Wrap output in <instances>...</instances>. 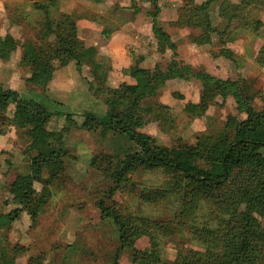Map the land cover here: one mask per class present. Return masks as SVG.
Wrapping results in <instances>:
<instances>
[{
	"label": "rangeland",
	"instance_id": "rangeland-1",
	"mask_svg": "<svg viewBox=\"0 0 264 264\" xmlns=\"http://www.w3.org/2000/svg\"><path fill=\"white\" fill-rule=\"evenodd\" d=\"M33 1L35 0H12L4 6V12L0 10V33L11 35L10 32H14L17 37L15 50L18 51L17 56L11 58L9 53L2 59L7 62L6 68L15 71L13 73L16 82L11 83L12 86L2 84L11 78V71H0V88H16L19 98L39 101L47 106L54 114L46 124L49 131L61 130L68 124L66 113H71L73 122L70 121L72 126L62 138L66 154L63 173L47 186L37 182L33 184L30 200L18 219L11 221L7 217L0 218V256L6 252L13 256H22L21 258L27 261L29 258H38L40 264H110L119 246L118 231L111 218L101 216L97 201L106 194L112 170L115 171L120 166L122 158L116 152L107 160L96 162L94 165L107 170L108 180L90 166L93 156L107 151L109 153V150L97 133H90L81 128L84 120L82 113L91 112L99 119H105L108 115V105L104 102L107 94L118 88L131 93L136 85L146 81L149 83L153 66L158 63L165 68L169 59L176 61L180 77L168 80L155 97L142 102L144 107L160 103L170 108L172 122H150L139 130L154 139L157 145L195 147L206 136H215L222 131L228 116H235L238 120L245 118V115L239 112L232 96L222 98L218 94L212 97L206 110L201 113L198 105L202 86L199 79L187 75V66L193 73L203 71L220 80L249 83L252 106L261 111L264 107L261 101L264 97V0L250 2L246 10L242 11L244 20L250 22L247 27L241 26L242 20H234L229 28V36L221 38L216 34L204 36L198 29L175 25L178 9L188 0H154L155 5L146 0L101 1L99 6L105 11L115 8V13L122 20H131L136 25L139 23L142 26V34L149 33V16L154 13L155 7H159L155 19L157 18L159 27L168 34L175 48L168 46L163 53L158 52L157 40L152 34V39L148 42L144 35L140 37L141 45L130 41L122 43V54L118 55L122 68L117 66L116 69L119 70L115 71L108 54L100 49V39L105 42L106 36L99 33V43L94 47L96 50L92 51V48L86 47L94 54L93 59L99 63L100 70H95L89 61L81 65L70 62L61 67L58 61L54 60V67L58 64L59 68L54 69L45 88L27 83L28 70L18 66L21 45L28 40H34L39 30L36 23L42 16L33 9ZM57 1L59 8L61 0ZM120 1L129 6H126L128 10L132 8L140 14L135 16L136 13L122 10L124 6H121ZM191 1L195 6L204 2ZM63 2L62 5L70 6L71 0ZM161 8L163 9L160 10ZM12 15H15V28L11 26ZM210 17L214 26L224 30L226 19L220 16L217 4L213 6ZM254 20L259 24L252 23ZM115 22L119 23L118 20ZM134 31L132 25L126 28L127 34L131 35ZM132 35L135 37V33ZM94 36L95 33L89 35L91 40L97 41ZM49 43L53 45L54 39L51 38ZM143 55L146 63L140 58ZM138 60L143 63L141 69L145 72L136 71L134 77L137 84H130L127 80L131 76L128 70L130 65H138ZM11 110V105H8L1 120L3 131L0 135L3 137L0 142L4 148L0 150V215L17 207V204L11 201L9 185L18 175L25 172L28 165V139L24 136V129H16L9 124ZM52 147L60 150L57 142H52ZM45 175L47 176L46 172ZM135 181L138 185L132 192L110 190L108 198H105L106 204L112 205L113 201L115 207L124 214L149 217L166 223L170 216L163 217L160 213L167 208L162 205H147L138 198L141 186L158 187L162 185L163 176L159 173H140ZM34 206L37 214L32 210ZM240 209L243 211L244 206ZM206 210L207 205L200 203L199 211L203 213ZM255 216L264 229V212L256 213ZM153 224L148 227V235L141 236L135 242V248L140 253L154 248V251H160L164 260L175 263L182 257H190L195 252L203 251L186 227L174 237H166L165 233ZM14 246H22L25 252L18 253L13 250ZM146 255H137L133 261L128 253L123 252L119 263L158 264ZM238 264H264V242L259 243L252 260Z\"/></svg>",
	"mask_w": 264,
	"mask_h": 264
},
{
	"label": "trees",
	"instance_id": "trees-1",
	"mask_svg": "<svg viewBox=\"0 0 264 264\" xmlns=\"http://www.w3.org/2000/svg\"><path fill=\"white\" fill-rule=\"evenodd\" d=\"M146 1L156 4L154 0ZM254 1L239 0L233 3L231 0H204L201 5L195 6L188 0L178 9L175 25L198 29L204 36L216 34L220 38L228 37L232 21L242 20L241 26L249 25L242 11ZM215 4L220 16L226 19L224 30L212 24L210 13ZM32 7L42 17L36 23L39 30L35 39L21 45L18 66L28 70L27 83L45 88L53 74L54 60L61 67L70 62L81 65L89 61L95 70H100L99 63L93 59L94 54L78 37L72 17L59 11L57 0H35ZM158 10L159 7H155L151 14V30L157 40L158 52L163 53L168 46L174 49L175 45L155 19ZM252 23L259 24L256 20ZM51 38L54 39L53 45L49 43ZM16 47L17 42L11 35L0 36L1 59H5ZM129 68L133 76L138 66L135 64ZM187 75L199 79L201 83L198 105L201 113L206 110L212 97L218 94L222 98L232 96L245 118L238 120L235 116H228L222 131L215 136H206L195 147L159 146L150 136L140 132L150 122H172L168 106L155 103L151 107H144L142 102L155 97L168 80L180 77L174 59H169L165 68L155 64L149 75V83L136 85L131 93L118 88L107 94L104 102L108 105V115L105 119H99L91 112L82 113L84 120L81 128L97 133L109 150V153L93 156L90 166L108 180L107 170L94 165L116 152L122 158L120 166L112 170L106 194L97 201L101 216L111 218L118 231L119 246L110 264H120L123 252L128 253L133 261L137 255L147 254L158 264H238L252 260L259 243L264 242V229L255 216L264 212V107L259 111L252 106L250 85L245 81L220 80L203 71L193 73L188 66ZM261 101L264 106V97ZM8 105L12 108L9 124L16 129H24V136L28 139L26 170L9 185L11 201L17 207L0 215V218L7 217L14 221L29 202L35 182L47 186L63 173L66 154L62 138L73 121L71 113H66L68 124L61 130L49 131L46 124L54 114L47 106L32 99H21L15 90L0 88V134L3 131L1 120ZM52 142H57L60 150L53 148ZM44 172L47 176H44ZM140 173H159L163 176L162 185L158 187L141 186L138 198L147 205L167 208V211L160 213L163 217L170 216L166 223L124 214L113 201H110L112 205L106 204L105 198H108L110 190L134 191L138 185L135 178ZM200 203L207 205L206 212L199 211ZM241 206H244L243 211ZM32 210L35 213V206ZM151 223L166 237H174L186 227L203 251L182 257L175 263L164 260L160 251H154V248L140 253L135 248V242L141 236L148 235ZM13 250L25 252L22 246H14ZM27 264L40 262L38 258H29Z\"/></svg>",
	"mask_w": 264,
	"mask_h": 264
},
{
	"label": "crops",
	"instance_id": "crops-1",
	"mask_svg": "<svg viewBox=\"0 0 264 264\" xmlns=\"http://www.w3.org/2000/svg\"><path fill=\"white\" fill-rule=\"evenodd\" d=\"M101 1L104 0H71L70 6H67L66 4L62 5L63 0H61V4L59 5V11L64 12L66 14H69L76 26L77 29V35L78 37L84 42V44L86 46H89L90 48H92L91 50L93 51V49H95L94 47H96V45H98L99 43V33H104L105 34V42H103L100 39V42L102 43V46L100 49H102L104 52H106L108 54V57L111 60L112 66H115V71L119 70L116 69L117 66L120 68H122V65L119 62V56L122 53V43L125 44V42H135V44H140L141 45V38L143 35V37H145V39H147V42L150 40L151 34L153 36V38L155 39L153 33H152V18L150 17V21L148 23V29H149V33H141L140 29H141V25L138 23L137 25L135 24V22L133 23L131 20L129 21H125L122 20V18L118 17V15L115 13V8L114 10L112 9L111 11L106 12L104 8L100 7V3ZM112 2L115 0H111ZM9 2H12V0H0V10H2L4 12V6H6L7 4H9ZM64 2H67V0H64ZM63 2V3H64ZM121 6H124V8H122V10H127V11H131L132 13H136L135 9L129 8V10L127 9L126 6L123 3V1H120ZM131 6V5H130ZM129 7V6H128ZM163 8H161L160 10H162ZM1 11V12H2ZM102 11V12H101ZM174 10H172L173 12ZM140 13H136L135 16L139 15ZM3 16V15H2ZM13 16V15H12ZM176 16V13H175ZM174 16V17H175ZM173 17V18H174ZM157 19V18H156ZM115 20L119 21V23H116ZM12 27L15 28V19L12 18ZM132 23V24H131ZM128 25H132L133 29L135 30V37L134 33L127 34L126 32V28L128 27ZM146 26V25H145ZM11 36L13 37L14 41L17 42V37L15 36L14 32L12 33V31L10 32ZM96 34L95 39L98 41H94L93 39L91 40V38L89 37L90 34ZM0 33V36L3 37L4 34ZM96 50V49H95ZM17 50L10 52L11 55L10 57L12 58L13 56H17ZM156 53V52H155ZM118 56V57H117ZM153 56V55H152ZM141 59H143V62L146 63L145 61V55H143V57H140ZM123 59H125V56H123ZM4 60H2L0 58V71L1 72H8L11 71V78H8L9 80H6V82H2V84L7 83L9 86H12L11 83L16 82L14 79V73L15 71H12V69H8L5 67L7 62H3ZM6 61V60H5ZM124 61V60H123ZM121 61V62H123ZM139 64L141 63V60H138ZM138 66L137 72L139 73H144L145 71L141 69V66L143 63H141ZM133 66V65H130ZM57 68H59V65L57 64L56 66ZM54 67L53 63H52V68L53 71L56 68ZM65 67V66H64ZM125 68V67H124ZM136 72V73H137ZM136 73L132 76H129L127 78L128 82L131 84H137L135 82V75ZM150 75V74H149ZM148 80V79H147ZM147 81L143 84H146ZM142 83H140L139 85H143ZM9 89L15 90L16 88H12L10 87ZM3 136L0 135V138H2ZM3 144V143H2ZM1 145L0 142V150L2 148H4V146ZM14 226V223H12ZM13 228V227H11ZM13 232V229L11 230ZM10 256V257H7ZM22 256H16V254L13 256L12 254H6V252L4 254H2L0 256V264H27V260L25 258H21Z\"/></svg>",
	"mask_w": 264,
	"mask_h": 264
}]
</instances>
